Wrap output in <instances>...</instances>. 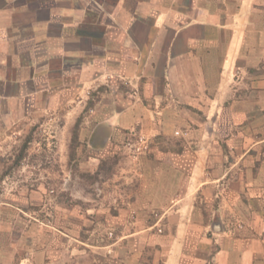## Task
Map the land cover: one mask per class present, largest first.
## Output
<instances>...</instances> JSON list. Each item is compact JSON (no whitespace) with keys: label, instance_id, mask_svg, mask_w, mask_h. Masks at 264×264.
Wrapping results in <instances>:
<instances>
[{"label":"crops","instance_id":"1","mask_svg":"<svg viewBox=\"0 0 264 264\" xmlns=\"http://www.w3.org/2000/svg\"><path fill=\"white\" fill-rule=\"evenodd\" d=\"M92 81L102 158L158 139L118 160L112 253L3 219L0 264H264V0H0L2 128Z\"/></svg>","mask_w":264,"mask_h":264},{"label":"rangeland","instance_id":"2","mask_svg":"<svg viewBox=\"0 0 264 264\" xmlns=\"http://www.w3.org/2000/svg\"><path fill=\"white\" fill-rule=\"evenodd\" d=\"M102 85L92 81L72 101L46 108L31 123L2 128L0 121V221L43 223L47 234H67L93 254L102 248L109 255L116 230L105 226L106 212L126 206L132 186L118 160L128 168L129 160L145 155L158 139L125 134L118 152L102 158V145L93 143L91 132L102 131L96 119L104 104Z\"/></svg>","mask_w":264,"mask_h":264}]
</instances>
